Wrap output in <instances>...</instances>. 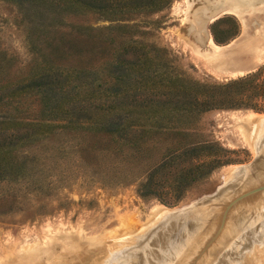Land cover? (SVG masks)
Listing matches in <instances>:
<instances>
[{"label":"rangeland","instance_id":"374dc122","mask_svg":"<svg viewBox=\"0 0 264 264\" xmlns=\"http://www.w3.org/2000/svg\"><path fill=\"white\" fill-rule=\"evenodd\" d=\"M62 1L88 12L61 10L52 0H0V264H264V160L244 169L264 144V112L249 104L264 97V59L256 55L264 0H167L159 10L141 6L154 0ZM126 3L140 7L112 11ZM41 22L56 26V50L39 32L48 61L30 54L27 42V29ZM72 24L121 26L102 30L118 35L119 49L72 33ZM218 54L228 60H215ZM45 61L53 67L39 70ZM73 67L86 82L73 81ZM256 71L245 88L248 104L198 110L200 82ZM41 89L58 93L68 122L94 127L125 118L116 132L123 139H139L140 124L185 129L187 136L175 135L182 143L215 142L214 155L231 163L176 201V176L190 165L176 159L154 175L160 198L143 196L138 174L176 139L136 165L104 130L60 131L52 125L63 120L40 119ZM193 203L207 213L181 216Z\"/></svg>","mask_w":264,"mask_h":264},{"label":"trees","instance_id":"16d2710c","mask_svg":"<svg viewBox=\"0 0 264 264\" xmlns=\"http://www.w3.org/2000/svg\"><path fill=\"white\" fill-rule=\"evenodd\" d=\"M166 3L167 0H154L151 3L141 6H144L146 8L154 6L157 7L156 10L157 9L159 10L163 5H166ZM52 5H56L55 7H59L61 8V10L64 9V10H70V11L82 12V13L88 12L85 8V5H82L81 3L76 1L52 0ZM139 7L140 5H137L136 7H130L129 3H126L123 4L119 9H112V11L114 13L121 12L125 14L126 12L136 10ZM38 24L41 25L39 27L36 26L33 29H32L33 26H31L29 29H27L29 32L27 37V42L29 44L30 54H32L33 56H39L40 54H43L42 50L38 49L39 38L41 37V35H39V32L42 29H45L44 30V32H46L45 37H47L46 40L49 41V45L53 46L50 40L56 39V37L53 34H51V29H54L56 27L55 25L52 26L49 23H43V22ZM70 26L73 29V31H75L72 33L84 37H86L87 35L90 36L91 34V38L100 41L110 42L114 46V49L116 51L119 49L120 45L117 41L118 35L115 34V37H113V39L109 37H105L102 30L103 29L115 30L120 28L121 26H112L105 28L103 27L96 28L93 26H81L74 24ZM53 48L56 50V47L53 46ZM43 55H45L46 57V59L44 60L47 61L50 60L49 57L51 53L43 54ZM49 62L45 61L41 65L37 64V66L39 67L38 69L44 71L48 68L53 67ZM56 66L58 65L56 64ZM35 68L36 67H34V69ZM73 70L75 71L72 73L74 75L73 81L76 80V81L86 82L87 78L79 71L80 69L73 67ZM120 71L125 72L126 70L118 66L117 72ZM124 72L122 73L123 75ZM128 75L129 73L127 72V76ZM258 75H259V71H256L251 74L249 73L248 75H245L243 77L233 79L228 83H220V84L200 82L198 85L202 91L204 99L201 100L200 102L198 101L199 104L198 110H200V112H205L215 107L228 106L230 108H236L242 106L243 104H248L246 102L249 101L250 95L248 94L245 88L251 85L253 82H255ZM257 83L260 84L259 82ZM235 87L238 89L236 92L235 91L233 92L232 89ZM47 91L48 89L39 90V92L43 94V98L41 99L40 119L42 120L61 119L63 120L62 121L63 123L61 124L56 123L55 125L54 123L45 122V124H50V126L51 124H54L52 126L61 128L59 129L60 131H74L77 129H92V128L104 130L106 131V133H108V135L114 138L113 140H116L115 143H117V146L119 147L118 150L121 152H125L123 157L125 159L131 158L133 162L136 163V165H140L144 162L142 160L143 157L149 156L150 158L153 151L159 148L160 144H166L170 141V139H176L173 143L171 142L166 145L164 152L162 153L159 161H157L156 164H153L150 168L144 170L143 173L140 172V174H138L137 178L139 179V182L137 188L139 193L143 196H155L157 198H160V195L158 194V191L154 184L155 183L154 175L156 171H159L161 166L167 165L169 163H173L175 162L176 159L183 158L185 159V161H189L190 163L187 169H182L180 171L179 176H176L177 179L172 187L174 193H171V198H173V200L176 201H179L183 198L184 193L191 185L211 175V173L216 168L231 163L230 161H225V159H223V157H221L220 155H214L216 153H213L212 151L216 150L217 148V144L215 142L205 141L198 144L182 143L181 139L180 138L177 139L178 137L176 136L178 135H181L182 137L187 136L189 134V131L185 129L172 131L171 128L165 127L161 124H159L161 129L153 127V125L140 124L143 127L142 129H144L145 131L143 134H141L139 139H123L117 136L116 132H118V128H120L121 126H126L129 124V123H125L126 120L125 118H123L120 121L116 120L115 118H111L107 123H103L101 125H93L94 127L92 126L83 127V125H81L82 123L78 124V123L68 122L69 118L64 117L67 115H63L64 112L63 106L59 104L60 98L57 96L58 93L55 92L53 93V95L46 96L45 94L47 93ZM249 104H251L250 105L252 106L251 108L255 109L256 111L264 112V97L259 102L249 103ZM60 110H62L61 111L62 115L60 113ZM55 131L56 130L44 133L42 140L45 141L50 137H52V135L57 133V132L55 133ZM200 154L201 155L204 154L205 158L200 159L201 156ZM185 173H189V174L185 175ZM143 178L145 179L143 180Z\"/></svg>","mask_w":264,"mask_h":264},{"label":"water","instance_id":"95a60500","mask_svg":"<svg viewBox=\"0 0 264 264\" xmlns=\"http://www.w3.org/2000/svg\"><path fill=\"white\" fill-rule=\"evenodd\" d=\"M262 149H260L259 151V156L257 158H255V160L248 164V165H245V170L246 171H251V170H254L255 167H258L259 165L263 164L262 160H264V155L262 156V153H261V150H263V153H264V144L263 146L261 147ZM224 186V185H223ZM220 189L214 194L212 195V199L210 200H213L215 199L216 197H218V195L220 196ZM189 205V204H188ZM198 212L200 213L201 212V216L202 215H205L206 210L204 209V206L200 203H193L191 204L187 210L183 211V213H181V216H185V218H191V217H194L196 216V214H198ZM189 214V215H188Z\"/></svg>","mask_w":264,"mask_h":264},{"label":"bare ground","instance_id":"6f19581e","mask_svg":"<svg viewBox=\"0 0 264 264\" xmlns=\"http://www.w3.org/2000/svg\"><path fill=\"white\" fill-rule=\"evenodd\" d=\"M260 41H261V46H259L258 49H256V55H257V59L258 60H262L264 59V35H261L260 37ZM224 52V51H223ZM213 54V53H212ZM219 55V54H218ZM218 55L215 57V60H218L219 61H227L228 60V57L227 56H221L219 55V58H218ZM213 57V55H212ZM249 118V117H248ZM166 214V213H165Z\"/></svg>","mask_w":264,"mask_h":264}]
</instances>
